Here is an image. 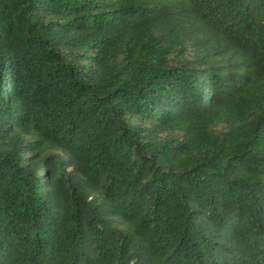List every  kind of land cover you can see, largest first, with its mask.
<instances>
[{
  "label": "trees",
  "instance_id": "1",
  "mask_svg": "<svg viewBox=\"0 0 264 264\" xmlns=\"http://www.w3.org/2000/svg\"><path fill=\"white\" fill-rule=\"evenodd\" d=\"M0 264H264V0H0Z\"/></svg>",
  "mask_w": 264,
  "mask_h": 264
}]
</instances>
